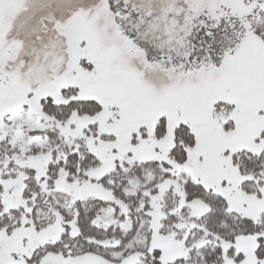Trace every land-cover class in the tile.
Here are the masks:
<instances>
[{"label": "snow or ice", "instance_id": "6c2138e0", "mask_svg": "<svg viewBox=\"0 0 264 264\" xmlns=\"http://www.w3.org/2000/svg\"><path fill=\"white\" fill-rule=\"evenodd\" d=\"M0 264H264V0H0Z\"/></svg>", "mask_w": 264, "mask_h": 264}]
</instances>
